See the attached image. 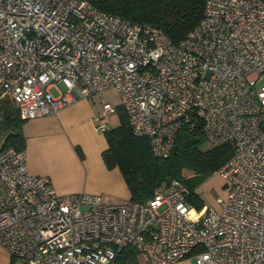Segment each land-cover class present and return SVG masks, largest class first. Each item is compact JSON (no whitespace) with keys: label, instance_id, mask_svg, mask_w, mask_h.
I'll return each instance as SVG.
<instances>
[{"label":"built area","instance_id":"obj_1","mask_svg":"<svg viewBox=\"0 0 264 264\" xmlns=\"http://www.w3.org/2000/svg\"><path fill=\"white\" fill-rule=\"evenodd\" d=\"M264 0H204L178 42L88 0H0V90L19 118L56 114L74 97L115 89L135 135L168 157L197 118L231 155L214 172L218 207L196 208L177 178L144 201L59 194L24 150L0 148V246L24 264H264ZM64 87L61 90L59 85ZM55 89L58 95H53ZM116 106L94 115L104 133Z\"/></svg>","mask_w":264,"mask_h":264},{"label":"trees","instance_id":"obj_2","mask_svg":"<svg viewBox=\"0 0 264 264\" xmlns=\"http://www.w3.org/2000/svg\"><path fill=\"white\" fill-rule=\"evenodd\" d=\"M107 13L132 23L161 28L178 42L199 22L204 0H88ZM118 123L104 131L107 147L101 153L108 169L118 167L130 192V199L144 201L163 182L177 178L189 189L188 200L200 209L204 202L197 187L212 175L231 155L230 144L211 145L202 132V123L193 118L176 133L174 149L166 158L152 154L148 138L135 135L128 117L119 104ZM16 103L0 90V147L25 148ZM119 264H135L133 248L119 252Z\"/></svg>","mask_w":264,"mask_h":264},{"label":"crops","instance_id":"obj_3","mask_svg":"<svg viewBox=\"0 0 264 264\" xmlns=\"http://www.w3.org/2000/svg\"><path fill=\"white\" fill-rule=\"evenodd\" d=\"M100 110L90 97L75 96L56 114L23 120L24 151L29 170L48 176L59 194L87 192L114 203L128 199L130 192L119 168L108 169L102 159L107 141L94 121ZM0 264L24 262L0 246ZM173 264L191 263L184 258Z\"/></svg>","mask_w":264,"mask_h":264},{"label":"rangeland","instance_id":"obj_4","mask_svg":"<svg viewBox=\"0 0 264 264\" xmlns=\"http://www.w3.org/2000/svg\"><path fill=\"white\" fill-rule=\"evenodd\" d=\"M262 83H264V76H262L257 80L256 85L260 86ZM59 86L62 87L61 84ZM51 91L53 95L58 94L55 89H51ZM88 97H90L92 101H94V103L98 106H101L102 102L104 101H108L112 103L114 106L120 103V98L115 89H110L102 93L92 94L91 96ZM118 115L119 113L116 110L114 113H111L108 116L107 124L110 127L117 125L119 119ZM34 121L36 122V120ZM203 182L204 183L199 188L201 198L203 199L204 202L203 207H211V206L218 207L222 202L226 191V186L222 185L223 181L221 176H219L216 173H213ZM217 204L219 205L217 206ZM185 259L189 261L191 264H195L194 254L188 255L187 257H185Z\"/></svg>","mask_w":264,"mask_h":264}]
</instances>
